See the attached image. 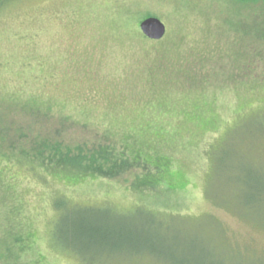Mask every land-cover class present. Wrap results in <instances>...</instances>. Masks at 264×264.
<instances>
[{
    "label": "rangeland",
    "instance_id": "rangeland-1",
    "mask_svg": "<svg viewBox=\"0 0 264 264\" xmlns=\"http://www.w3.org/2000/svg\"><path fill=\"white\" fill-rule=\"evenodd\" d=\"M229 6L222 0L0 5V99L9 104L0 112L18 123L10 129H36L40 141L52 136L70 146L91 145L108 132V141L126 142L149 165L154 182L126 189V181L144 176L141 165L114 180L61 178L17 159L0 160V203L20 214L18 224L29 235L22 261L264 264V210L245 197L250 180L264 194V150L257 144L264 137V59L252 61L260 41L243 30L264 16H235ZM146 17L162 21L161 39H142L139 23ZM232 64L237 82L222 74ZM200 84L217 98L197 90ZM1 116L3 129L8 123ZM58 196L120 221L104 227L107 242L81 254L86 260L51 244ZM132 232L142 236L133 252L124 239ZM145 239L150 242L142 245Z\"/></svg>",
    "mask_w": 264,
    "mask_h": 264
},
{
    "label": "trees",
    "instance_id": "trees-1",
    "mask_svg": "<svg viewBox=\"0 0 264 264\" xmlns=\"http://www.w3.org/2000/svg\"><path fill=\"white\" fill-rule=\"evenodd\" d=\"M4 1L9 0H0V5L4 3ZM222 1L227 5H230L229 7L231 9H234L235 16H264V0ZM243 10L245 13H243ZM228 24V27L231 28L232 24L230 22H228ZM256 26L258 30L256 29ZM235 30L237 31V28H235ZM243 30L245 34L251 33L260 41V45L258 46L260 47V50L258 51V47H256V53H252L251 55L252 61L255 59L257 62H260V59H264V38L262 36L264 35V21H258V23L254 21L249 23V25ZM260 37L262 40H260ZM142 39L146 40V37L142 36ZM154 66L157 65L155 64ZM200 66L202 72H206V67L202 64H200ZM233 67L234 65L232 64V68ZM160 69L161 67L159 66V72L155 75L161 79L163 73H160L162 72ZM146 72L148 76H150V80H152L149 70ZM238 72L237 69L233 68L230 72L225 73V71H223L222 74L228 81L232 80L237 82L236 79L239 77ZM207 89V86H202L201 84L197 85V90L204 93L206 97L209 95L207 94ZM217 94L218 93L213 92L209 96L217 98ZM1 101L3 100L0 99V106L9 105ZM22 107L25 111H36L31 106L26 107V105H24ZM4 114L7 115L4 116ZM1 115L4 116L6 123H8L3 125V129H0V160H3V162L9 163V160L17 159L20 163H27L32 169L41 168L42 170H45L46 173H51L61 178L73 177L75 175H93L114 180L122 178L123 174L131 167L133 168L136 165H141V167L145 169L144 176L138 177L136 175L134 176L135 179L133 181H126L124 183L127 186L126 189L133 192L139 188L152 187L154 184L149 176V165L143 162L142 159L139 158L137 152L126 142L121 141L116 143L114 140L108 141L110 134L108 132H104L102 140L92 139L93 143L91 145L84 142L77 143L75 146H70L65 144L62 140H52V136L47 137L46 134L44 136L47 138L40 141V134L36 135V132H38L36 129H19V131L23 132H18L17 129H10V126L13 125L14 127V124L17 126L18 123L7 112H0V117H2ZM248 117L246 118L248 119ZM247 119L241 118L240 120L245 121ZM262 138L263 139L257 142V144L261 145L259 151L264 150V137ZM49 141H51V143H48ZM128 149H130V152H127ZM0 171L3 170L0 169ZM245 184L248 188L245 196L247 199V205H251L254 208L253 204L258 203L263 207L262 210H264V194H262L263 191L261 184L255 186L251 180L245 182ZM254 187L257 188L255 193ZM52 207L56 211L57 216L53 221L52 229L49 234L51 244L54 248H59V250L64 252L68 251L72 253V256L74 257H81V254H85V251L89 250L94 245L102 249V246L109 238L108 233L104 231V227L106 226L109 228L113 223L117 224V222H120L114 218H110L107 213L101 212L102 210L95 209L93 211V206L73 204L62 196L55 197L52 201ZM8 211L9 210L5 209L4 205L0 203V217L6 223V226L0 228V264H27L25 260L22 261V257H25L27 251L30 249L29 235L23 227L18 224L19 221L17 220V214L19 213L14 211L17 213L12 212L11 215ZM107 218L109 220H107ZM117 235H112V242L115 243L118 241ZM124 239H126V244H128L129 250L133 252V249H135L133 247L141 242L142 236L132 232L131 235L127 233ZM148 242L150 241L145 239L141 244L145 245L148 244ZM78 251L80 253H78ZM81 258L82 260H86V257Z\"/></svg>",
    "mask_w": 264,
    "mask_h": 264
},
{
    "label": "water",
    "instance_id": "water-1",
    "mask_svg": "<svg viewBox=\"0 0 264 264\" xmlns=\"http://www.w3.org/2000/svg\"><path fill=\"white\" fill-rule=\"evenodd\" d=\"M139 29L143 36L150 40L161 39L166 32L162 21L156 17H146L139 23Z\"/></svg>",
    "mask_w": 264,
    "mask_h": 264
}]
</instances>
